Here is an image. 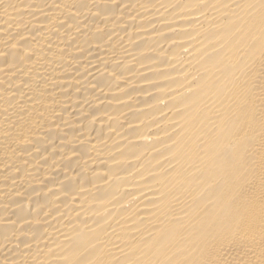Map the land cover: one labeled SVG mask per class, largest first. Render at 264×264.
Here are the masks:
<instances>
[{"label": "bare ground", "instance_id": "bare-ground-1", "mask_svg": "<svg viewBox=\"0 0 264 264\" xmlns=\"http://www.w3.org/2000/svg\"><path fill=\"white\" fill-rule=\"evenodd\" d=\"M0 264H264V0H0Z\"/></svg>", "mask_w": 264, "mask_h": 264}]
</instances>
